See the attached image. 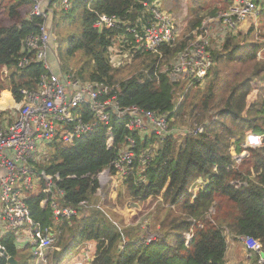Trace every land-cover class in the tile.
I'll return each instance as SVG.
<instances>
[{
    "label": "trees",
    "instance_id": "trees-1",
    "mask_svg": "<svg viewBox=\"0 0 264 264\" xmlns=\"http://www.w3.org/2000/svg\"><path fill=\"white\" fill-rule=\"evenodd\" d=\"M69 1L67 10L53 11L62 15L67 32L60 55L63 66L57 60L62 73H72L81 82L118 86L120 102L126 107L155 114H171L176 109L174 124L181 127L184 122L192 129L206 125L196 137L177 134L165 138L146 165L141 156L148 141L141 143L133 134L134 167L124 182L115 180L114 192L116 201L127 195L146 209L166 210L152 236L134 223L120 225L103 209L100 178L108 171L114 178L111 163L130 135L122 124L113 121L116 132L110 149L105 146L104 128L71 146L47 145L44 158L36 165L38 172L58 177L47 199L60 191L62 197L54 200L77 214L55 222L50 209L40 205L46 197L40 191L25 200L35 226L59 233L47 264L79 258L87 245H95L89 264H227L229 241L250 237L264 246V142L243 148L247 134L264 135V96L262 101L257 98V89L264 94V59L257 58L264 42L254 38V26L241 25L235 33H226L220 49L210 46L212 68L206 82L191 87L177 106L184 88L171 81L164 69L186 47L192 32L227 10V0H187L189 20L173 46H163L160 55L131 53L129 61L117 66L112 64L110 48L119 37L130 41L132 37L124 30L97 31L93 28L97 15L115 16L133 25L138 17L150 19L142 6L145 0ZM257 5L263 16L264 0ZM31 8L29 0H0V71L5 73L0 92L9 91L16 102L21 100L22 89L36 90L44 72L34 62L22 69L17 66L25 54L26 40L38 35L42 24L41 19L29 16ZM51 60L54 63L52 56ZM240 155L245 156L239 160ZM81 202L85 205L80 206ZM186 233L191 234L188 241ZM15 241L9 237L5 245L8 256L17 260L20 250ZM76 250L78 254L72 257ZM255 263L253 257L251 264ZM0 264L8 263L0 258Z\"/></svg>",
    "mask_w": 264,
    "mask_h": 264
},
{
    "label": "built area",
    "instance_id": "built-area-1",
    "mask_svg": "<svg viewBox=\"0 0 264 264\" xmlns=\"http://www.w3.org/2000/svg\"><path fill=\"white\" fill-rule=\"evenodd\" d=\"M29 1L32 3L29 16L41 19L42 24L39 34L26 40L22 50L25 54L19 59L17 66L22 69L34 62L40 64L44 72L36 90L22 89L19 92V102L11 94L6 98L7 103H1L2 100L0 102V111H14L13 120L0 124V258L8 261L10 257L6 252L5 241L9 237H15L16 247L20 243L25 244L36 264H47V257L52 252L59 233L51 228L41 230L35 226L25 200L30 194L40 191L46 196L40 205L50 209L55 222L77 215L74 209L61 208L55 201L56 196L62 197L60 191L54 193L50 201L47 199L58 181L57 176L45 175L36 170V165L44 158L47 145L61 143L71 146L76 140L104 128L105 146L110 149L114 145L116 132L113 121L122 124L130 135L125 136L122 147L117 150L116 158L111 163L114 178L122 183L131 175L134 167L136 141L133 134L140 138L141 143L148 141L141 156L142 164L146 165L158 149L154 144L149 145V139L150 143L157 140L161 143L165 138L177 134L196 137L203 133L206 123L193 129H179L173 120L176 109L171 114H155L136 106L126 107L120 102L118 86L81 82L72 73H62L57 59L54 63L51 60L56 50L52 15L54 8L67 10L70 1ZM227 1L230 3L227 10L214 19H207L199 30L192 32L186 47L164 69L171 81L184 88L177 106L191 87H202L207 80L212 68L207 34L215 27L219 28L215 35L235 33L246 21L256 22L260 17L257 5L259 0ZM89 6L90 2L88 10L92 11ZM142 6L150 19L138 17L133 25L115 16L97 15L93 25L97 31L124 30L132 37V41L125 36L119 37L113 43L109 50L113 66L125 64L131 53L160 55L163 46L171 47L180 38L172 19L162 10L161 0H145ZM222 39L223 37L219 38V42ZM257 58L264 59V51ZM261 139L260 135L249 133L246 135L245 147H259ZM108 172L104 174L107 175ZM84 205V202L80 203V206ZM189 235L190 233L185 234L187 241ZM238 240L247 253L246 264H251L253 257L256 258L255 264H264V246L258 240L250 237H240ZM77 252L78 250L75 251ZM91 254L92 248L87 245L80 253L81 256L73 259L78 260L77 262L64 260L60 264H89Z\"/></svg>",
    "mask_w": 264,
    "mask_h": 264
},
{
    "label": "rangeland",
    "instance_id": "rangeland-1",
    "mask_svg": "<svg viewBox=\"0 0 264 264\" xmlns=\"http://www.w3.org/2000/svg\"><path fill=\"white\" fill-rule=\"evenodd\" d=\"M4 2L6 3L7 0H4ZM51 4L54 5L53 3ZM51 4H49V8ZM57 6L60 7V5H57ZM161 7H162V10L166 12L167 15H169L170 19H172V22L175 25V28L177 29V31L179 32V37H180L183 34L185 27L187 26V23L189 20L188 1L187 0H161ZM51 8H53V6H51ZM54 9L59 10V8H54ZM0 14L2 15V12H0ZM52 16L54 18L53 25H52V32L55 38L58 40L57 47L55 48L56 50H54L52 57L55 60L57 59L60 65L63 66V64L60 61V55L61 57H63V53H64L66 43H67V32L63 30V25L65 23H64V19L62 15H60L59 13H53ZM248 25L254 26V29H255L254 38L256 39L261 38L262 41L264 42V15L262 16L260 13V17L258 18V21L253 22L252 20H248L242 24V27L246 28ZM218 29H219L218 27L213 28V30H211L210 33L207 34V37H208V43L210 44L211 47L220 49L223 44L222 41H224L225 39L224 37L226 34L219 33L218 35H215V33L219 32ZM222 37H223L222 41L219 42V38H222ZM55 43H56V40H55ZM259 60H263V59H259ZM223 75H226V74H223ZM4 77H5L4 71H0V83H3L5 81ZM8 93L10 92L9 91L0 92V102L1 100H6L4 96L5 94L7 95ZM262 93L263 92L260 89H257V98L260 99L259 101H262L263 99L264 94L262 95ZM13 115H14V111H8V110L0 111V124L2 125V123L5 121L13 120ZM184 124H185L184 127H181L179 123H176L175 126L179 129L191 128L189 127L191 125H189L187 122H184ZM261 138H262L261 139V144H262V142H264V135L261 136ZM178 143H180V140L178 141ZM245 143H246V137L244 139L243 148L245 147ZM150 144H154L156 148L161 147V143L159 140L155 141L154 143H150V139H149V145ZM244 156L245 155L243 156L240 155L239 157L243 159ZM115 180L116 179L109 176V174L105 175L104 173L102 174L100 178V184H101L100 191L102 192L103 204L106 205V207H103V209L107 212L108 215H110L120 225L128 226L130 225V223H134L136 227L140 228L142 233H145V235L152 236L155 233L154 230L155 229L158 230V228L160 227L159 223L163 220V218L166 217V214H167L166 210L163 209L162 211L157 212L156 206L146 209L145 206H141V205L139 206L137 203H133L131 199L128 198L127 195L124 198H120L118 199V201H116L117 198H116V193L114 192V188L117 187L118 183L115 182ZM198 181H199L200 187H202L204 183L201 182L200 179ZM176 214L177 212L173 211V215H176ZM137 216L138 218L136 219ZM190 238H191V234L189 235L188 240H190ZM170 239L171 237L168 240ZM90 246L91 248H93V252H94L95 245H90ZM228 247L229 248H228L227 255H226V261L228 264H234V261H231V258H232L231 247L232 246H231L230 241L228 243ZM17 249L20 250V256L17 257V260H16L17 264H36V260L33 258L32 253L29 252L28 247L25 244L20 243L19 245H17ZM90 257L93 258V255L91 254ZM246 260H247V257H246ZM249 263H250V260H249Z\"/></svg>",
    "mask_w": 264,
    "mask_h": 264
},
{
    "label": "crops",
    "instance_id": "crops-1",
    "mask_svg": "<svg viewBox=\"0 0 264 264\" xmlns=\"http://www.w3.org/2000/svg\"><path fill=\"white\" fill-rule=\"evenodd\" d=\"M8 94H11V93H8ZM7 94V95H8ZM6 95V94H5ZM243 156V155H242ZM238 159H241V157H237ZM231 251H232V258H231V261H234V264H246L248 260H246V257L247 256V253L244 251V248H243V245L242 243L240 242V240H237V241H231ZM92 252H93V248H92ZM78 254L75 253L72 255L73 256H76ZM66 261H70L71 263H75L77 262L78 260H73L72 258H68L66 259ZM228 264V263H227Z\"/></svg>",
    "mask_w": 264,
    "mask_h": 264
},
{
    "label": "water",
    "instance_id": "water-1",
    "mask_svg": "<svg viewBox=\"0 0 264 264\" xmlns=\"http://www.w3.org/2000/svg\"><path fill=\"white\" fill-rule=\"evenodd\" d=\"M8 264H17V261L13 258H8V261H7Z\"/></svg>",
    "mask_w": 264,
    "mask_h": 264
},
{
    "label": "bare ground",
    "instance_id": "bare-ground-1",
    "mask_svg": "<svg viewBox=\"0 0 264 264\" xmlns=\"http://www.w3.org/2000/svg\"><path fill=\"white\" fill-rule=\"evenodd\" d=\"M5 98H7L8 96L7 95H5L4 96ZM1 103H7V100H2V102Z\"/></svg>",
    "mask_w": 264,
    "mask_h": 264
}]
</instances>
